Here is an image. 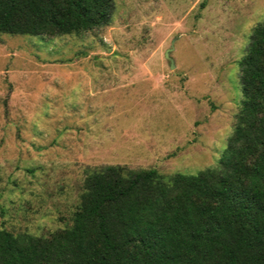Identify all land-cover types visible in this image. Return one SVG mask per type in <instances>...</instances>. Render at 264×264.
<instances>
[{
	"label": "rangeland",
	"instance_id": "1",
	"mask_svg": "<svg viewBox=\"0 0 264 264\" xmlns=\"http://www.w3.org/2000/svg\"><path fill=\"white\" fill-rule=\"evenodd\" d=\"M263 19L264 0H113L90 31L0 34V229L70 227L104 166L213 167L239 107L236 62Z\"/></svg>",
	"mask_w": 264,
	"mask_h": 264
},
{
	"label": "trees",
	"instance_id": "2",
	"mask_svg": "<svg viewBox=\"0 0 264 264\" xmlns=\"http://www.w3.org/2000/svg\"><path fill=\"white\" fill-rule=\"evenodd\" d=\"M112 11L113 0H0V34H77ZM236 66L239 107L213 167L93 171L70 227L47 237L0 229V264H264V19Z\"/></svg>",
	"mask_w": 264,
	"mask_h": 264
},
{
	"label": "water",
	"instance_id": "3",
	"mask_svg": "<svg viewBox=\"0 0 264 264\" xmlns=\"http://www.w3.org/2000/svg\"><path fill=\"white\" fill-rule=\"evenodd\" d=\"M170 51H171V47H170L169 49L165 50V51H164V54H163V57H164L165 59H167L168 62H169V69L173 68V63H172V61L170 60V58H168V53H169Z\"/></svg>",
	"mask_w": 264,
	"mask_h": 264
}]
</instances>
